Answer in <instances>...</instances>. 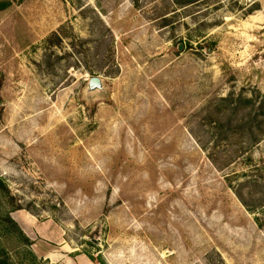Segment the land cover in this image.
I'll return each mask as SVG.
<instances>
[{"label":"rangeland","instance_id":"374dc122","mask_svg":"<svg viewBox=\"0 0 264 264\" xmlns=\"http://www.w3.org/2000/svg\"><path fill=\"white\" fill-rule=\"evenodd\" d=\"M174 2L0 0V264H264V0Z\"/></svg>","mask_w":264,"mask_h":264},{"label":"crops","instance_id":"0c3cea01","mask_svg":"<svg viewBox=\"0 0 264 264\" xmlns=\"http://www.w3.org/2000/svg\"><path fill=\"white\" fill-rule=\"evenodd\" d=\"M21 218V219H20ZM19 224L23 233L31 239L40 238L47 245H57V249H48L46 252L42 249H39V246H36L37 252H40V256L48 261L50 264H93L92 261L85 255H77L72 257V252H67L62 245V242L59 238V233H47L40 234L37 230H31V227H37L34 222H32L31 218L20 216ZM59 238V239H58Z\"/></svg>","mask_w":264,"mask_h":264},{"label":"water","instance_id":"95a60500","mask_svg":"<svg viewBox=\"0 0 264 264\" xmlns=\"http://www.w3.org/2000/svg\"><path fill=\"white\" fill-rule=\"evenodd\" d=\"M102 88L101 80L98 77H92L88 81L87 90L88 92H94Z\"/></svg>","mask_w":264,"mask_h":264},{"label":"trees","instance_id":"16d2710c","mask_svg":"<svg viewBox=\"0 0 264 264\" xmlns=\"http://www.w3.org/2000/svg\"><path fill=\"white\" fill-rule=\"evenodd\" d=\"M174 1H175L174 2L175 4H177V2H178L180 5H185L186 3L192 2V0H174ZM5 7H6V4H0V9H4ZM262 98L264 100V96ZM242 204L246 207V209H248L249 211H252V209H250L249 205L245 201L242 200ZM255 220L258 223V226H261L257 217L255 218Z\"/></svg>","mask_w":264,"mask_h":264}]
</instances>
